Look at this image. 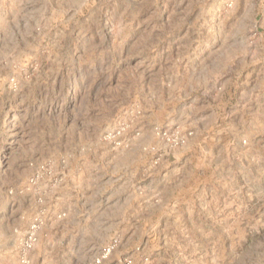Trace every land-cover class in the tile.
<instances>
[{
    "label": "rangeland",
    "instance_id": "obj_1",
    "mask_svg": "<svg viewBox=\"0 0 264 264\" xmlns=\"http://www.w3.org/2000/svg\"><path fill=\"white\" fill-rule=\"evenodd\" d=\"M0 264H264V0H0Z\"/></svg>",
    "mask_w": 264,
    "mask_h": 264
}]
</instances>
